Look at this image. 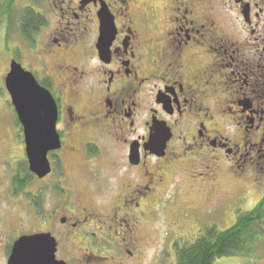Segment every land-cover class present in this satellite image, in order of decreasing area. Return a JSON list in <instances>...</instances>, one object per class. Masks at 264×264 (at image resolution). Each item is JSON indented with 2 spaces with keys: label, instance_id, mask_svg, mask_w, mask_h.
Masks as SVG:
<instances>
[{
  "label": "flooded vegetation",
  "instance_id": "flooded-vegetation-1",
  "mask_svg": "<svg viewBox=\"0 0 264 264\" xmlns=\"http://www.w3.org/2000/svg\"><path fill=\"white\" fill-rule=\"evenodd\" d=\"M15 3L46 24L20 31L31 61L20 50L0 75V264H12L34 236L54 264H125L167 198L194 194L215 215L240 197L221 196L229 176L242 183L245 168L264 170V0ZM102 10L115 30L109 62L97 49ZM13 62L57 104L59 148L48 153L43 178L30 169L7 88ZM190 153L205 162L203 172L188 174ZM76 166L92 191H102L101 206L90 207L78 191ZM184 211L183 221L199 212Z\"/></svg>",
  "mask_w": 264,
  "mask_h": 264
},
{
  "label": "rangeland",
  "instance_id": "rangeland-1",
  "mask_svg": "<svg viewBox=\"0 0 264 264\" xmlns=\"http://www.w3.org/2000/svg\"><path fill=\"white\" fill-rule=\"evenodd\" d=\"M17 7L18 8L13 15L12 29L6 27L7 25L3 18L0 19V75L4 74L6 69H8L7 67L11 57L15 59L14 56H20V50L27 58L25 62L29 63V61H31L29 57L32 56V47L19 34L21 31L20 14L25 7H22L19 4ZM44 10V14L49 17V14H47L48 11L46 9ZM51 22L50 26L52 27L56 24V19L51 18ZM18 60L22 62V59L19 58ZM6 115H8L7 112ZM7 118L10 120V128H12L13 125L10 114ZM192 153L196 154V152ZM192 153L188 155V159H193L192 162L190 161L188 163L190 170L188 174L191 175L197 172H203L202 166L205 163L198 157L193 158ZM194 163H198L199 167H192ZM241 164L242 163H239L233 166V172H236V176H240L244 170V167L243 170L239 167ZM251 166L245 168L247 173L245 178H242V183L246 184L247 182L248 185L244 189L245 194H241L243 191L239 189L240 186L243 185L239 178L236 179L234 176H229L227 178L228 180L233 179L223 186V189L220 191L221 196L228 199L234 195H239L240 197L221 208L215 215H212L213 212H211V215L208 216L206 206L203 204L201 205L198 202L197 196L194 194H190L189 198L184 197L182 194V197L180 196L177 200H174V202L170 198H167L166 201L168 202V205L166 206L165 211L161 213L162 215L159 218V221L157 222L156 219L155 222H152L150 231L145 230L144 238L140 241V245L138 246V252L133 251L137 259L136 257L130 258L131 260L127 261L125 264H176L174 248L176 243L183 245L184 243L191 242L194 240L195 236L198 235L197 233L207 226H216L221 231L231 229L236 224L238 216L247 214L256 209L264 197V192H261V190L258 189V187H260V182L264 178L262 165L259 167ZM111 168L112 164L110 162H107L104 165L106 172H109ZM75 174L77 177V189L84 196L85 201L90 207L97 208L98 206H101L105 200L102 191H92L90 187L85 184L82 177H80L82 172L79 166H76ZM183 179L186 181V177ZM223 183L225 182L223 181ZM101 186L103 187L104 184H99V187ZM184 191L186 190L183 188V193ZM171 202H173V204H171ZM190 208H197L199 212L195 217L190 215L191 217L188 218V220L183 221L181 217L185 212L184 210ZM107 211L105 212V208L100 209L101 214H109ZM175 221L177 222V228L174 227L171 229L168 225ZM258 231L261 237L257 242L255 253L244 256L221 258L218 259L215 264H264V225L263 227L261 226L258 228Z\"/></svg>",
  "mask_w": 264,
  "mask_h": 264
},
{
  "label": "water",
  "instance_id": "water-1",
  "mask_svg": "<svg viewBox=\"0 0 264 264\" xmlns=\"http://www.w3.org/2000/svg\"><path fill=\"white\" fill-rule=\"evenodd\" d=\"M100 19L102 32L97 49L100 59L109 62V48L115 34L114 24L105 10L100 13ZM7 88L20 123L25 128L30 169L43 178L49 173L48 153L59 148L57 104L50 92L42 88L35 77L16 62L12 63V74L7 80ZM160 149L163 150L164 146ZM137 158V154L132 153V161L137 162ZM45 244L39 236L26 238L14 251L11 263L54 264L49 253L41 251Z\"/></svg>",
  "mask_w": 264,
  "mask_h": 264
},
{
  "label": "trees",
  "instance_id": "trees-1",
  "mask_svg": "<svg viewBox=\"0 0 264 264\" xmlns=\"http://www.w3.org/2000/svg\"><path fill=\"white\" fill-rule=\"evenodd\" d=\"M17 8L15 0H0V19H4L8 28L12 29ZM20 24L23 33H31L44 26L46 19L35 15L31 9H25L20 14ZM263 225L264 199L256 209L238 216L231 229L221 231L216 226H207L191 242L176 243V264H215L221 258L253 254L261 237L258 228Z\"/></svg>",
  "mask_w": 264,
  "mask_h": 264
}]
</instances>
